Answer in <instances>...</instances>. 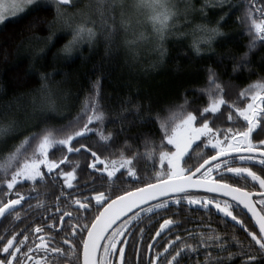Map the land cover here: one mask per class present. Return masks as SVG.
<instances>
[{
  "label": "snow or ice",
  "instance_id": "1",
  "mask_svg": "<svg viewBox=\"0 0 264 264\" xmlns=\"http://www.w3.org/2000/svg\"><path fill=\"white\" fill-rule=\"evenodd\" d=\"M220 2L222 4L224 0ZM77 3L78 0H0V25H6L13 20L23 22L29 17H36L37 24L45 23L41 20V14L54 11L53 19L46 22L49 30L57 24L72 28L73 17L69 15V9L76 8ZM89 7L99 16L105 39L110 43H115L121 31L125 34L134 32V25L141 22L140 18H143V22L162 39L177 16L172 0H94V4ZM256 13H259V18ZM245 22L248 24L249 34L253 35L252 43L249 45L251 51L257 41L264 42V5L257 8L253 0H250ZM207 31L210 36L205 43H209L216 36H224L219 27ZM71 36L72 39L63 49L68 56L72 55L73 48L80 41L84 39L92 41L96 38L95 22L91 27L86 23L76 25L72 28ZM48 39L51 40V37ZM142 39L143 32L134 39H126L124 43L132 49ZM246 59L247 53L242 60ZM244 66L241 63L240 67ZM42 79L47 80L48 77L44 76ZM93 87L94 94L84 99L80 114L74 121L59 129L46 127L39 132L25 135L19 144L0 158V175L3 177L0 181L2 185L0 191L6 188L4 196L7 197L0 199V218L6 214L14 215L15 220L20 221L22 218L17 206L22 207V201L29 202V207H33L30 200L36 199L35 208L46 207L45 201L39 199V193L36 197H30L17 190L18 186H23V182H30L31 191H37V185H44L49 179L54 183L62 182L60 196L56 198V212L62 211L60 207L62 197L71 198L74 211L77 213L74 217L77 224H71L72 211L64 210L59 220L63 223L65 217L70 218L68 222L71 227L70 236L78 237V241L73 242L65 238L63 244L68 245L67 249L59 245L50 246L45 227L37 226L32 231L36 234L38 242L33 241L34 247L27 246L28 229H22L10 236H0V252L6 254L0 258V264H23L21 255L27 260H32L30 253L36 250H43L45 253L44 257L36 260V264H48L50 259L51 264H59L60 259H63L64 264H129L125 251L128 241L121 238L128 233L133 221L142 219L140 212H144L145 215H160L161 212L170 211L171 204L182 208L183 202L188 206H198L206 212L215 209L221 214L222 222L225 224L230 218L234 222L233 226L239 225L250 238L247 247L238 241L235 235L231 237L230 242L210 225L207 226V231L199 232L184 228L183 232L187 233V236H184L180 231L182 228L180 221L171 216L161 217L163 222L159 224V229L152 239L161 237L165 232L173 238L165 239L161 245L163 251L157 252L148 260V264H189L193 254L198 256L201 250L205 253L203 264H224L226 259L231 261L235 255L245 257L243 264H264V174H258L253 170L254 166H259L261 173H264V139L259 138L264 136V80L241 90L238 96L240 103H229L225 99V89L218 81L216 73L209 69L207 87L201 90L207 96V106L193 114L187 111L184 105H180L179 111L171 112L167 118L157 114L153 121L149 117L143 122L159 124L163 134L159 144L146 140L145 152L140 153L138 150L132 151L125 140L123 147L109 155H104V152L116 145V136L123 134L126 129L122 126L120 132L115 134L106 131L107 117L99 102V81ZM33 107L34 109L37 107L35 101ZM45 108L49 110L55 108L52 95L44 98L39 106L41 112ZM10 110L9 105L0 118V137L20 131L17 121L8 118ZM134 115L140 116L139 106L136 107ZM225 116L226 121L231 122V126H217L216 122L222 121ZM125 119L127 117L120 118L122 125ZM93 136L97 138L95 149L82 142ZM201 146L204 149L210 148L214 154H208L207 158H204L201 152L197 157V164L185 167L188 161L193 159L191 153L197 152ZM54 149L66 151L59 159H53L50 155H54ZM81 153L87 154L90 159L86 166L92 170L89 174L95 177L91 186L94 195L76 198L73 191L65 194L63 189L73 190L79 187L77 170L80 164L73 161L70 156ZM141 158L152 161V175L142 176L137 169L136 162ZM157 158L159 169L155 168ZM236 161H239L240 166H233ZM224 172L232 174L238 181L250 180L253 185H258L261 191L253 193L243 187L224 182ZM214 173H220L221 178H215ZM97 181L107 184V189L97 188ZM133 182L143 186L119 193L114 190L118 183ZM192 189L219 193L230 200L198 197L192 194L190 191ZM13 195L15 198H12ZM254 195L259 199L253 201ZM151 201L156 203H149ZM145 204L149 206L143 207ZM240 206L251 214V218L258 225V232L250 231L245 222L238 218L241 213L236 209ZM93 209L96 214L90 223H80L79 213L90 214ZM135 209L140 211H134ZM129 213H132L130 217ZM84 219L87 220V216ZM118 221L119 225L114 228ZM46 227L52 229L53 225L47 224ZM140 232L143 234L144 229H140ZM20 236L23 238L18 239ZM232 242H235L239 249L237 253L232 251ZM26 246L25 252L23 249ZM153 247V244L148 245L149 250ZM210 249H215V254ZM224 253L227 255H223ZM117 257L118 261L115 259ZM193 264L201 262L197 258Z\"/></svg>",
  "mask_w": 264,
  "mask_h": 264
},
{
  "label": "trees",
  "instance_id": "2",
  "mask_svg": "<svg viewBox=\"0 0 264 264\" xmlns=\"http://www.w3.org/2000/svg\"><path fill=\"white\" fill-rule=\"evenodd\" d=\"M192 2L194 6L188 14L190 20L180 30L166 32L162 39L152 33L151 27L147 28L146 23L145 26L134 29V32H119L115 43H110L105 39L98 17L94 21L96 38L92 41H80L73 48L71 56L63 51L64 46L72 39L71 32H60L57 25L51 30L47 27L46 22L53 19L54 11L41 14V20L45 23L37 24L36 17H29L23 22L13 20L2 25L0 118L10 105L8 118L17 121L20 131L0 137V158L19 144L25 135L46 127L59 129L74 121L80 114L84 99L94 94L93 86L97 81L100 83L99 102L107 117L106 131L115 134L120 132L122 126L126 129L123 134L116 136V145L104 152V155L123 147L125 140L132 151L144 153L145 141L159 144L163 134L158 123L148 124L143 121L149 117L154 121L157 114L167 118L171 112H178L180 105H184L193 114L207 106V96L201 90L207 87L209 69L216 73L218 81L223 85L225 99L229 103H240L238 96L241 90L264 80V42L257 41L256 46L249 51L253 35L249 34L245 16L250 0H224L222 4L220 0ZM253 2L257 8L264 5V0ZM255 15L259 18V13ZM215 27H219L224 36H216L205 43L210 36L207 30ZM141 32L144 33V39L130 49L124 41L134 39ZM245 53L247 59L242 60ZM241 63L245 66L240 67ZM44 76L48 79L43 80ZM49 95L54 97L55 108H45L41 112L39 106ZM33 101L37 105L35 109ZM137 106L140 107L139 117L134 115ZM121 117H127L123 125ZM216 123L221 127L231 126V122L226 121V116ZM96 139L93 136L82 142L95 149ZM64 151L66 150L54 149V155H50V158L59 159ZM201 152L204 158L210 154L201 146L197 152L191 153L193 159L185 167L197 164V157ZM70 158L80 164L77 170L78 182L80 180L83 183L80 187H88L90 190L92 183L85 187V182L87 179L90 182L95 177L89 174L92 170L86 166L90 162L87 154H71ZM136 166L142 176L153 173L151 160L141 158ZM159 167L157 158L155 168ZM2 178L0 175V181ZM47 182L37 185V189L49 190L51 185ZM52 183L57 189L62 184ZM137 186L143 185H136L134 182L118 183L114 190L119 193L134 190ZM96 187L107 189L108 185L97 182ZM31 188L30 182H23V186H18L17 190L28 193ZM4 191L6 188L0 191V199H7ZM42 196L48 200L47 192ZM12 198H15L14 195ZM170 207L171 211L186 210V214L199 212L185 204L184 208L174 204ZM176 219L181 218L177 215ZM21 227L22 224L18 229ZM252 227L256 230L253 224ZM235 229L239 241L246 246V233L239 227ZM236 249L238 250L237 247Z\"/></svg>",
  "mask_w": 264,
  "mask_h": 264
},
{
  "label": "flooded vegetation",
  "instance_id": "3",
  "mask_svg": "<svg viewBox=\"0 0 264 264\" xmlns=\"http://www.w3.org/2000/svg\"><path fill=\"white\" fill-rule=\"evenodd\" d=\"M255 135V134H254ZM260 139H264V136L259 137ZM210 154H214V151L209 149H204ZM213 151V152H212ZM233 166H240L239 161H236ZM70 170V169H68ZM254 171H257L258 174H264L261 173L259 166H254L253 167ZM221 172H223V169H221ZM215 178L220 179V173H214ZM224 176V182L233 184L234 186L237 187H243L245 190L249 192H259L261 191L259 189L258 185H253L252 182L245 181V180H237L234 177H232V174L230 173H223ZM94 178L89 182H85V185L92 183ZM229 180H233V182H228ZM99 182V181H97ZM51 185V188L49 190L45 191L43 189H37V191H31L29 190L28 193H25L26 195H30V197H36L37 193H39V199L45 201L46 207L37 209L35 208V204L37 203L36 199H31L30 203L33 207H29V202L27 201H22V207L20 206L17 210L20 211L21 215V220L17 221L13 216H6L3 221H1L0 225V236H10L13 232H20L22 229H28L27 234L29 235V240L27 242V246H32L34 247L33 241L37 240L36 234L32 231L37 226L40 227H45V233L50 239V246H56L59 245L65 249L68 248V245L63 244V240L65 238H68L72 240L73 242L78 241V237H71V227L69 226V217L64 218V222L61 223L59 220V216L62 214L64 210L67 211H72L73 212V218L71 219V224L75 225L77 224V220L74 218L77 216V213L74 211V206L71 203V198L65 199L61 198L60 201V207H61V212L57 213L56 212V204L57 200L56 198L60 196L61 193V187L57 189V186L52 183V180L49 179L48 182ZM57 184V183H56ZM79 180V187L73 190H68V189H63L65 194H67L69 191H73L75 194L76 198H82L83 196H91L94 195V193L89 190V188H82V186ZM84 185V186H85ZM47 192L48 197L44 198L42 196L43 193ZM195 196L198 197H208V198H216V199H221L224 200L225 198L215 196V195H210V194H205V193H192ZM259 197L253 196V201L258 200ZM234 203V202H233ZM94 204V201H93ZM186 205L187 207L193 208L198 210L199 212L194 213V214H186V210H176V211H170L168 212H161L160 215H145L144 212H140L142 219L140 221H133L131 226L128 229V233H126L121 239L127 240L128 244L125 246V251H126V259L129 261V264H148V260L151 259L153 256L156 255L157 252L163 251L161 245L164 244L165 239H172L173 236L168 235L167 232L162 234L161 237H156L155 240L152 238L155 236V232L159 229V224L162 223L163 218H168L171 216L173 213V216H171L173 219L177 218V215L180 216L181 219H176L180 221L182 228H181V233L184 236H187L186 232H183L184 228L190 229V230H195L196 232L199 231H207V226L210 225L212 229H215L217 232H219L221 235L225 237V239L229 240L231 242V237L235 235L236 239L239 241V238L237 236V232L235 227H239V225L233 226L234 222L231 220L225 224L222 222L221 219V214L217 213L215 209H211L210 212H206L204 209H200L198 206H188L186 202H183V205ZM173 205V204H171ZM170 205V206H171ZM259 208V206H257ZM184 208V207H182ZM237 212H240L241 215L238 217L239 219H242L245 222V226L249 228L250 231H256L258 232V227L255 224V222L252 220V218L241 208L236 209ZM96 214L95 209H93L92 213H79L81 220L80 223H90L91 219L93 216ZM176 215V216H175ZM87 216V220L84 219V217ZM175 216V218H174ZM130 217V216H129ZM230 219V218H229ZM22 224L23 227L18 229V226ZM47 224L53 225L52 229H48L46 227ZM255 227L256 230L253 229L252 227ZM30 226V227H29ZM117 227V226H116ZM140 229H144L143 234H141ZM79 231V229H77ZM230 234V236H228ZM247 235V233H246ZM23 237L20 236L18 239H22ZM250 238L247 236L245 239L246 246L248 244V241ZM243 241V240H241ZM195 242V241H193ZM153 244L154 247L152 250L148 249V245ZM27 246L23 249V251H27ZM123 246V245H120ZM245 246V247H246ZM137 249L139 250L137 252ZM211 251L214 252L215 254V249H210ZM232 251L234 253H237L239 249H236L235 242H232ZM204 250H201L197 256V254H193L192 261L189 262V264H193V262L198 258L203 264L204 260ZM252 254V253H251ZM256 254V253H253ZM4 253L0 252V258H2ZM19 255V254H18ZM30 255L33 257L32 260H27L21 255V259L23 264H36V260L41 259L42 257L45 256V253L43 250H36ZM53 257L55 254H52ZM223 255H227V253H224ZM118 261V257L115 258ZM245 257H242L241 255H235L234 258L231 261H228L227 259L224 261V264H243V260ZM48 264H51V259L48 261ZM59 264H64L63 259H60Z\"/></svg>",
  "mask_w": 264,
  "mask_h": 264
},
{
  "label": "rangeland",
  "instance_id": "4",
  "mask_svg": "<svg viewBox=\"0 0 264 264\" xmlns=\"http://www.w3.org/2000/svg\"><path fill=\"white\" fill-rule=\"evenodd\" d=\"M175 5L177 16L171 22L169 31L180 30L184 24H186L190 18L188 14L191 12V8L194 6L192 0H172ZM94 4V0H78L77 7L69 9V15L73 17L72 28L80 23H86L89 27L93 25V22L99 17L93 8L89 7ZM141 22L134 25V29L137 30L138 27L145 26L146 23L143 22V18H140ZM2 25H0L1 27ZM150 27L147 24V28ZM72 28L63 27L57 24V30L60 32H72ZM152 33H154L152 31ZM155 34V33H154ZM199 143V142H197Z\"/></svg>",
  "mask_w": 264,
  "mask_h": 264
},
{
  "label": "water",
  "instance_id": "5",
  "mask_svg": "<svg viewBox=\"0 0 264 264\" xmlns=\"http://www.w3.org/2000/svg\"><path fill=\"white\" fill-rule=\"evenodd\" d=\"M203 171V170H202ZM197 175H199V174H197ZM192 193H205V194H210V195H215V196H219V197H222V198H225V199H229L230 200V198L229 197H224V196H222V194H219V193H207V192H204L203 190H196V189H192V190H190ZM165 199H167V197L165 198ZM252 199H253V197H252ZM149 203H156V201H151V202H149ZM149 206V204H145V205H143V207H148ZM241 208H242V206H240ZM246 213H247V210L246 209H243ZM134 211H140V209H135ZM250 217H251V214L250 213H247ZM7 215V214H6ZM132 215V213H129L128 214V216H131ZM4 218V217H3ZM3 218H0V222H1V220L3 219ZM254 222H255V220L254 219H252ZM119 221L117 222V225H114L113 227L115 228L116 226H118L119 225ZM257 227H258V225H257ZM103 243V242H102Z\"/></svg>",
  "mask_w": 264,
  "mask_h": 264
}]
</instances>
